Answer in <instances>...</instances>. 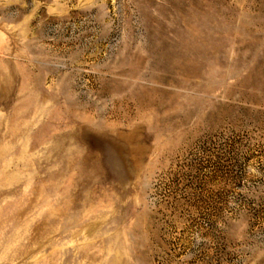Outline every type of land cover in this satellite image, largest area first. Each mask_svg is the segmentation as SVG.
<instances>
[{
	"label": "rangeland",
	"instance_id": "374dc122",
	"mask_svg": "<svg viewBox=\"0 0 264 264\" xmlns=\"http://www.w3.org/2000/svg\"><path fill=\"white\" fill-rule=\"evenodd\" d=\"M0 264H264V0H0Z\"/></svg>",
	"mask_w": 264,
	"mask_h": 264
}]
</instances>
